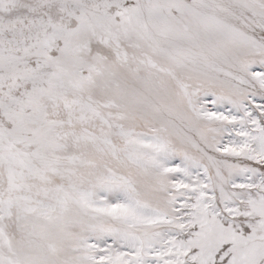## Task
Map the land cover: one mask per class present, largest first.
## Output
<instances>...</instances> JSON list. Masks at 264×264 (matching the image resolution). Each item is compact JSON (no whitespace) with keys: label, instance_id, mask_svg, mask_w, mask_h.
I'll list each match as a JSON object with an SVG mask.
<instances>
[{"label":"snow or ice","instance_id":"obj_1","mask_svg":"<svg viewBox=\"0 0 264 264\" xmlns=\"http://www.w3.org/2000/svg\"><path fill=\"white\" fill-rule=\"evenodd\" d=\"M0 264H264V0H0Z\"/></svg>","mask_w":264,"mask_h":264}]
</instances>
